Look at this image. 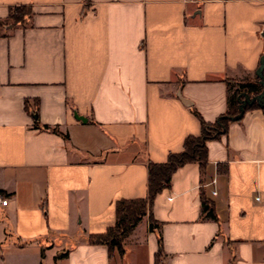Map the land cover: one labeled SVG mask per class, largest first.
<instances>
[{
    "label": "crops",
    "instance_id": "crops-1",
    "mask_svg": "<svg viewBox=\"0 0 264 264\" xmlns=\"http://www.w3.org/2000/svg\"><path fill=\"white\" fill-rule=\"evenodd\" d=\"M263 26L264 0H0V264H264L260 107L206 141L204 171L175 169L157 227L143 216L122 253L88 241L200 134L194 110L213 122L256 82Z\"/></svg>",
    "mask_w": 264,
    "mask_h": 264
},
{
    "label": "trees",
    "instance_id": "trees-1",
    "mask_svg": "<svg viewBox=\"0 0 264 264\" xmlns=\"http://www.w3.org/2000/svg\"><path fill=\"white\" fill-rule=\"evenodd\" d=\"M31 14V7L27 5H15L9 7V17L15 21L22 20L25 16ZM256 79L257 82V78ZM255 80H246L239 83L238 87L229 95L227 99V108L224 113L220 114L213 122H205L200 115L194 110V113L201 121V132L198 135H188L183 142L182 149L177 152H170L163 162H147V193L141 198H119L115 201V222L109 226L105 232L89 234L90 243H105L108 248H117L120 253L123 252V244L127 235L134 229L137 223L145 215H148L149 226L157 227L156 222L151 214V206L155 195L164 187L170 184V178L175 169L186 162L197 161L200 171H204L207 166V145L206 141L210 138L224 134L227 131L228 123L231 121L227 115L237 113V94L246 91L255 94L261 90L259 83ZM246 89V90H242ZM260 107L253 103L246 108ZM245 108V109H246ZM262 108L264 112V107ZM202 212L216 218L210 200L206 198L204 191L201 189ZM162 254L161 238H158V250L156 258ZM61 253L58 256H63Z\"/></svg>",
    "mask_w": 264,
    "mask_h": 264
},
{
    "label": "water",
    "instance_id": "water-1",
    "mask_svg": "<svg viewBox=\"0 0 264 264\" xmlns=\"http://www.w3.org/2000/svg\"><path fill=\"white\" fill-rule=\"evenodd\" d=\"M261 36L264 38V26L260 32ZM255 76L257 82L261 86V90L255 94H250L246 91H241L237 94V113L234 115H227L230 120L239 119L245 111V108L253 103L258 104L260 107H264V51L259 58V65L255 70ZM75 116L77 114L75 113ZM81 118V116H78Z\"/></svg>",
    "mask_w": 264,
    "mask_h": 264
},
{
    "label": "built area",
    "instance_id": "built-area-1",
    "mask_svg": "<svg viewBox=\"0 0 264 264\" xmlns=\"http://www.w3.org/2000/svg\"><path fill=\"white\" fill-rule=\"evenodd\" d=\"M183 1H189V2L198 3V2H201V1H205V0H183ZM212 181H214V179ZM213 193H216V190H213ZM8 201H9V197L0 192V206L7 205Z\"/></svg>",
    "mask_w": 264,
    "mask_h": 264
},
{
    "label": "rangeland",
    "instance_id": "rangeland-1",
    "mask_svg": "<svg viewBox=\"0 0 264 264\" xmlns=\"http://www.w3.org/2000/svg\"><path fill=\"white\" fill-rule=\"evenodd\" d=\"M232 93H233V92H232ZM232 93H231V94H232Z\"/></svg>",
    "mask_w": 264,
    "mask_h": 264
}]
</instances>
